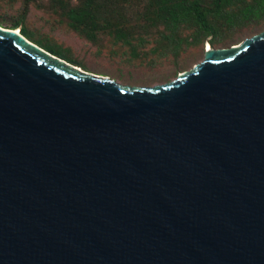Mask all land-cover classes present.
<instances>
[{
	"label": "water",
	"instance_id": "95a60500",
	"mask_svg": "<svg viewBox=\"0 0 264 264\" xmlns=\"http://www.w3.org/2000/svg\"><path fill=\"white\" fill-rule=\"evenodd\" d=\"M0 25V264H264V30L124 87Z\"/></svg>",
	"mask_w": 264,
	"mask_h": 264
},
{
	"label": "trees",
	"instance_id": "16d2710c",
	"mask_svg": "<svg viewBox=\"0 0 264 264\" xmlns=\"http://www.w3.org/2000/svg\"><path fill=\"white\" fill-rule=\"evenodd\" d=\"M0 25L83 69L93 55L169 78L207 43L230 47L262 32L264 0H0Z\"/></svg>",
	"mask_w": 264,
	"mask_h": 264
},
{
	"label": "rangeland",
	"instance_id": "374dc122",
	"mask_svg": "<svg viewBox=\"0 0 264 264\" xmlns=\"http://www.w3.org/2000/svg\"><path fill=\"white\" fill-rule=\"evenodd\" d=\"M246 38L249 37H245L240 42L233 45H239ZM206 49L207 45L204 50V55L196 60L191 66L181 72H178L176 76H170L169 78H166L169 72H165L163 74L160 73L157 77H151L152 75L149 73L150 70L146 67L121 65L111 62L105 57H96L93 55L84 58L85 54H80V57L84 58V68L95 75L113 79L124 87L149 88L172 82L178 79L183 72L192 70L196 65L200 64L204 60Z\"/></svg>",
	"mask_w": 264,
	"mask_h": 264
},
{
	"label": "bare ground",
	"instance_id": "6f19581e",
	"mask_svg": "<svg viewBox=\"0 0 264 264\" xmlns=\"http://www.w3.org/2000/svg\"><path fill=\"white\" fill-rule=\"evenodd\" d=\"M19 30H17V32H18ZM206 50H210V45L209 44H207V49Z\"/></svg>",
	"mask_w": 264,
	"mask_h": 264
}]
</instances>
